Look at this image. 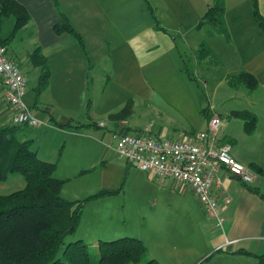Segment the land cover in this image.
<instances>
[{
    "label": "crops",
    "instance_id": "crops-1",
    "mask_svg": "<svg viewBox=\"0 0 264 264\" xmlns=\"http://www.w3.org/2000/svg\"><path fill=\"white\" fill-rule=\"evenodd\" d=\"M16 1L27 9L30 20L14 33L15 17L3 19L0 44L7 45L10 58L25 72L24 102L44 122L31 128L38 132L36 137L25 140L33 142L40 159L57 163L55 177L67 180L62 190L65 199L81 201L100 191L112 192L85 204L80 226L71 241L86 240L97 248L98 240L134 236L144 242L150 258L157 261L156 249L173 252L185 245L187 250L192 224L204 241L205 262L211 263L214 258L216 264L264 261V33L254 17L255 0H225L228 36L215 33L207 39L205 29H209L207 35L212 29L197 27L208 9L203 0H146L148 20L144 24L137 16L140 0H128L131 4L125 0ZM257 2L264 17V0ZM2 8L0 0V15ZM171 15L177 17L179 27L169 29ZM63 16L82 35L84 46L68 33L55 32L54 27ZM215 37L216 55L220 58L216 73L221 72V78L216 80L214 94L222 90V94L237 99L229 104L227 99L216 100L215 104L194 97L192 94L198 93L186 89L189 81L182 72L186 70L190 75L186 66H181L184 54L190 55L196 70L208 65L199 61L197 51L206 42L214 52ZM37 48L51 69L48 86L41 93L37 87L42 69L31 58ZM242 71L256 77L259 86L254 92L244 86H229V76ZM5 92L0 78V125L11 123ZM135 99L150 112L154 110L162 116L164 112L165 122L171 124L168 131L169 127L163 125L146 128L170 137L202 130L208 121L206 107L212 116L224 119L235 110H247L257 116L252 134L246 133L240 119H225L220 127L221 142L229 143L233 156L256 174L254 182L245 184L221 168L220 182L214 188L223 220L220 228L205 217L190 188L171 179L161 180L151 172L133 170L118 157L113 136L137 133L140 125L134 122L133 115L122 121L110 120L109 116L130 100L135 109ZM83 171L88 172L81 174ZM223 190L230 195L229 201ZM129 193L135 200L130 206L135 213L132 227L126 228L118 216ZM166 201L169 209L162 208V216L161 207L150 218L142 213L144 208H156Z\"/></svg>",
    "mask_w": 264,
    "mask_h": 264
},
{
    "label": "trees",
    "instance_id": "trees-1",
    "mask_svg": "<svg viewBox=\"0 0 264 264\" xmlns=\"http://www.w3.org/2000/svg\"><path fill=\"white\" fill-rule=\"evenodd\" d=\"M225 10V0H213L197 27L211 28L210 35L218 33L228 36ZM10 16L16 19L14 33L30 20L27 9L16 0H3L0 24ZM254 17L264 33V17L260 14L257 0ZM54 30L57 34L68 33L74 36L84 46L82 35L66 16L62 17ZM0 45L7 47L4 42ZM197 57L208 65L220 63V58L206 42L199 47ZM31 58L33 64L42 69L37 87L41 93L49 83L50 64L39 48L34 50ZM228 84L232 88L244 86L249 92H254L259 86L256 77L246 71L229 76ZM132 114L133 101L130 100L120 111L111 114L109 119L122 121ZM204 114L207 120L211 119L209 107L205 108ZM231 117L244 122L246 133L254 132L257 116L253 112L235 110L231 112ZM23 130L24 127L18 124L0 125V183L15 173L23 175L27 182L24 189L0 196V264H94L90 244L82 239L69 243L67 240L76 234L85 204L93 199L109 196L112 192L100 191L81 201H70L62 197L67 180L55 177L57 163L40 159L32 141L18 138ZM87 172L83 171L81 174ZM93 249L97 250L96 264L157 263L155 259H148L146 245L135 237L100 241L97 248ZM260 264H264V261Z\"/></svg>",
    "mask_w": 264,
    "mask_h": 264
},
{
    "label": "built area",
    "instance_id": "built-area-1",
    "mask_svg": "<svg viewBox=\"0 0 264 264\" xmlns=\"http://www.w3.org/2000/svg\"><path fill=\"white\" fill-rule=\"evenodd\" d=\"M0 78L6 87L5 101L12 112L11 123L30 128L44 124L24 102L27 79L3 45H0ZM224 121L221 116L213 115L202 130L178 133L174 137L155 133L150 128L143 132L115 134L116 152L132 167L190 188L205 214L220 228L223 220L214 188L220 182L221 168H226L245 184H251L256 178L251 168L233 156L232 146L221 142L219 131ZM222 193L226 201L231 199L226 190ZM233 243L228 241V244Z\"/></svg>",
    "mask_w": 264,
    "mask_h": 264
},
{
    "label": "rangeland",
    "instance_id": "rangeland-1",
    "mask_svg": "<svg viewBox=\"0 0 264 264\" xmlns=\"http://www.w3.org/2000/svg\"><path fill=\"white\" fill-rule=\"evenodd\" d=\"M126 2L130 3L128 0H125ZM141 3V9L139 7V14H137V16L139 17V21L144 24L147 20H148V15L147 14V3L146 0H140ZM213 3V0H203V5L205 7H209L211 4ZM208 10V9H207ZM207 12V11H206ZM179 22L177 20V17L175 15H171L169 17V24L168 27L169 29H174L179 27L178 26ZM207 30H209L208 28L205 29V38L207 39L208 37H210L211 35H207ZM158 36V35H157ZM163 38V37H161ZM164 41H166L165 38H163ZM214 52L216 54V37L214 39ZM72 53L73 50H71ZM81 52V51H79ZM75 53H77L75 51ZM181 66H183V69H188L189 74L188 75L186 73V70H182L183 72V76L184 78H186L189 81V84L187 85V90L188 91H194L195 93L197 92L198 94H192L194 95V97H198L201 98L203 97V99H205V101H208L209 103H215L216 104V100L217 101H224V99L228 100L227 103H231V102H236L237 99H232L231 94H222V90L219 92V94H214L215 89H216V80L221 78V72L217 71L216 73V65L215 67H212L211 65H205L203 64V66L199 69L196 70V68L193 65L192 59L190 58L189 54H184L183 58H182V62H181ZM186 66V68L184 67ZM88 70V69H87ZM24 75L26 76L25 72L23 71ZM182 84V83H181ZM30 87V84H28ZM28 87V88H29ZM189 87V88H188ZM227 88V87H225ZM217 96V97H216ZM229 97V98H225V97ZM136 100V106L135 109L133 108V111L135 110L133 115V119L134 122L137 125H140V130L138 132H143L146 130V127L148 126H153L156 128L157 126H167L169 128H167L166 131H168L171 127V124H167L166 121V115L163 113V116L161 114H159L158 112L152 110V112H150L149 108L147 109L146 106L137 100ZM178 116V114H175ZM175 116V118L177 117ZM198 116V114H197ZM162 117H164V119L162 120ZM182 117V115L180 116ZM225 119L231 120L233 119L232 117H227L224 116ZM177 119H179L177 117ZM205 128V127H204ZM155 132H157V130H154ZM153 131V132H154ZM38 132L34 129L32 130L31 128L29 129H24L22 132L19 133L18 138L20 140H25L26 138L30 137H36L35 135ZM132 169H137L136 167H132ZM27 182L26 179L23 175L15 173V174H10L7 178L6 181L1 182L0 183V196L2 195H8L10 193H13L15 191H19L22 190L26 187ZM131 203H133V205L135 204V200L133 199L132 195L127 196V200H124V204H125V208L123 210V208L121 209V211H119V223L122 225V223H124L125 227H132V223H131V218L133 216V214L135 213V211H132L130 209ZM123 205V203H122ZM152 205V204H151ZM168 202H164L163 205L160 203V205H158L156 208H154L153 206L151 208H147L144 210H142V213L147 216V218L156 213L157 214V210H159V208L161 207L165 210H168ZM156 210V212H154ZM164 210H162V213H164ZM168 213V211H165ZM142 215V216H144ZM205 217L209 220H213L211 218H209L206 214H204ZM214 222H216L215 220H213ZM212 221V222H213ZM123 227H121L122 229ZM120 229V228H119ZM132 229V228H131ZM134 231V230H133ZM128 235V234H125ZM188 235L190 238V242L187 244V250H185V245H182L180 247L179 250L173 251V252H165L161 250H154V255L157 257V263L156 264H216V258H214L213 262L208 263L204 261V259L202 258V253L205 252L206 247L204 244L203 239L200 236L199 230L195 225L190 224L189 226V230H188ZM98 237V236H96ZM106 237V236H104ZM123 237H134V236H121L119 238H123ZM92 238V237H91ZM94 238V237H93ZM138 238V237H135ZM118 239V238H116ZM72 240V237L68 238L67 242L69 243ZM115 239L112 240H105L102 239L101 241H113ZM86 243H89L88 241L84 240ZM100 242V240H98ZM98 242V243H99ZM93 244V243H91ZM147 247V246H146ZM148 249V248H147ZM91 253H92V259L94 264L97 263L98 261V255H97V250L91 248ZM150 253V252H149ZM148 253V259L150 258V255ZM153 252H151L152 254ZM152 259V258H151Z\"/></svg>",
    "mask_w": 264,
    "mask_h": 264
}]
</instances>
